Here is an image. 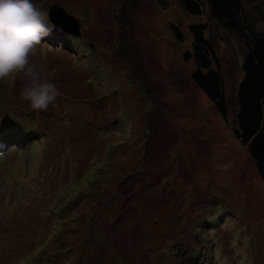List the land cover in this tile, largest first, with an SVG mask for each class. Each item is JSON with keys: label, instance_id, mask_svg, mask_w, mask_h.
<instances>
[{"label": "rangeland", "instance_id": "1", "mask_svg": "<svg viewBox=\"0 0 264 264\" xmlns=\"http://www.w3.org/2000/svg\"><path fill=\"white\" fill-rule=\"evenodd\" d=\"M33 3L59 4L81 38L54 26L30 57L60 92L47 110L21 98L23 73L0 81V264H264V182L234 131L244 74L227 31L179 0ZM244 6L256 21L264 0ZM194 25L219 57L226 119L185 59Z\"/></svg>", "mask_w": 264, "mask_h": 264}, {"label": "trees", "instance_id": "2", "mask_svg": "<svg viewBox=\"0 0 264 264\" xmlns=\"http://www.w3.org/2000/svg\"><path fill=\"white\" fill-rule=\"evenodd\" d=\"M160 1L166 7L170 0ZM244 1L179 0V3L191 16H202L207 11L211 22L227 31L241 55L244 78L237 93L238 127L234 131L240 142L249 148L264 182V8L256 9L258 19L255 21L245 12ZM260 24H263L262 31L257 28ZM206 28V25H194L190 28L193 53H187L185 59H195L198 67L192 75L194 83L226 119L228 109L223 87L224 76L220 72L221 64L213 42L206 38ZM174 29L182 40L180 30L176 27ZM147 154L148 152L143 153L141 164L146 163ZM143 172L144 169L140 170L137 176L143 178ZM179 245L186 253L189 251L188 247L185 248L181 243Z\"/></svg>", "mask_w": 264, "mask_h": 264}, {"label": "clouds", "instance_id": "3", "mask_svg": "<svg viewBox=\"0 0 264 264\" xmlns=\"http://www.w3.org/2000/svg\"><path fill=\"white\" fill-rule=\"evenodd\" d=\"M53 30L48 13L33 0H0V81L23 73L28 82L20 95L32 110H47L60 94L56 84L30 62Z\"/></svg>", "mask_w": 264, "mask_h": 264}, {"label": "water", "instance_id": "4", "mask_svg": "<svg viewBox=\"0 0 264 264\" xmlns=\"http://www.w3.org/2000/svg\"><path fill=\"white\" fill-rule=\"evenodd\" d=\"M48 15L50 22L64 34L81 38V23L77 18L68 14L59 4L53 6Z\"/></svg>", "mask_w": 264, "mask_h": 264}]
</instances>
